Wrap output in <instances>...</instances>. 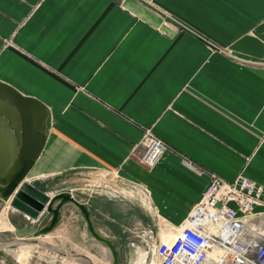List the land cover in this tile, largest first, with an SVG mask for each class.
I'll return each instance as SVG.
<instances>
[{"label": "crops", "instance_id": "1", "mask_svg": "<svg viewBox=\"0 0 264 264\" xmlns=\"http://www.w3.org/2000/svg\"><path fill=\"white\" fill-rule=\"evenodd\" d=\"M0 84L46 115L24 179L42 191L57 176L100 170L144 201L142 228L156 220L176 235L211 174L243 172L264 187V0H0ZM0 113L15 120L0 117L6 178L21 147L11 126L21 136L25 125L5 100ZM146 132L165 145L151 168L132 154ZM0 203V233L12 232ZM109 203L94 198L90 216L114 223L100 228L124 245Z\"/></svg>", "mask_w": 264, "mask_h": 264}, {"label": "rangeland", "instance_id": "2", "mask_svg": "<svg viewBox=\"0 0 264 264\" xmlns=\"http://www.w3.org/2000/svg\"><path fill=\"white\" fill-rule=\"evenodd\" d=\"M41 188L50 198L68 194L83 205L88 213L91 229L97 238L92 234L81 210L72 202L62 206L60 214L63 218L60 217L53 229L44 235L38 232L48 225L51 213L44 214L37 224L31 225L27 218L19 216L17 214L19 212L8 204L13 213L7 212L6 218L14 229L12 232L0 233V264H81L79 259L84 257H92L95 261L93 264H106L104 258L109 261L108 264L137 262L139 250L132 248L131 243L135 245L139 243L143 220H146L142 214H146V211L144 201H141L134 189L118 183L112 175L100 170L57 176L43 183ZM94 198L110 202L111 208L119 214L121 220L119 219L118 223L122 225L126 241L124 245L118 240L119 237H114L107 229L100 228V225L111 222L110 220L102 216L101 218L90 216V201ZM4 206L0 203V213ZM131 208L138 210L140 216L135 218L130 216L128 210ZM260 210L256 208V211ZM100 219L104 222H100ZM151 221L153 224L151 229L154 232L159 224L156 220ZM163 224L164 227L167 226L166 223ZM48 241L53 248L47 245ZM25 243L32 245V249L28 251L21 249ZM151 259L150 253H147V261Z\"/></svg>", "mask_w": 264, "mask_h": 264}, {"label": "built area", "instance_id": "3", "mask_svg": "<svg viewBox=\"0 0 264 264\" xmlns=\"http://www.w3.org/2000/svg\"><path fill=\"white\" fill-rule=\"evenodd\" d=\"M165 145L149 132L132 154L146 168L161 158ZM260 208V211H256ZM27 220L31 225L39 222ZM143 228L139 243L152 259L144 264H264V187L240 172L232 181L211 174L201 200L185 218L178 234ZM139 257V256H138Z\"/></svg>", "mask_w": 264, "mask_h": 264}, {"label": "water", "instance_id": "4", "mask_svg": "<svg viewBox=\"0 0 264 264\" xmlns=\"http://www.w3.org/2000/svg\"><path fill=\"white\" fill-rule=\"evenodd\" d=\"M0 100L8 102L20 115L22 126L25 125V131H22L21 136L17 133L16 125L11 126L15 131L14 139L16 143H21L20 152L18 153L19 165L17 168L10 170V177H0V200L5 203L9 202L13 210L29 219L36 220L43 213H51L48 225L38 232V234L43 235L50 232L59 220L62 206L72 202L81 210L92 234L97 238V235L91 229L89 216L83 205L77 203L68 194H59L50 198L47 193L38 188V184L31 185L28 182H24L26 175L40 154L45 140L42 123L45 121L46 115L41 106L33 100L22 98L11 88L2 84H0ZM33 109H35L38 118L35 122V130H33L31 125L32 115L30 110ZM12 116L14 115L12 114ZM0 117L8 119L10 123L15 122V120L11 119V115L0 113ZM101 241L107 243L104 240Z\"/></svg>", "mask_w": 264, "mask_h": 264}, {"label": "bare ground", "instance_id": "5", "mask_svg": "<svg viewBox=\"0 0 264 264\" xmlns=\"http://www.w3.org/2000/svg\"><path fill=\"white\" fill-rule=\"evenodd\" d=\"M172 238H173V233H170L168 235L167 234H163V240L164 241H170V240H172ZM138 256H139L138 260H137V262L135 264H144L145 259H146V253H144L143 251H140ZM82 259H85V257L82 258Z\"/></svg>", "mask_w": 264, "mask_h": 264}]
</instances>
